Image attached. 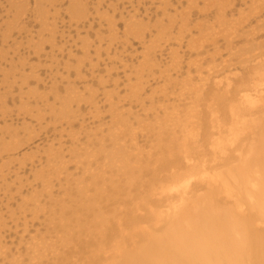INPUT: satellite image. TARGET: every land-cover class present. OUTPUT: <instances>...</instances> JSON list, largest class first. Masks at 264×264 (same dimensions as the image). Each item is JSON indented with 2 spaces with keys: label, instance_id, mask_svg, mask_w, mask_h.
<instances>
[{
  "label": "bare ground",
  "instance_id": "obj_1",
  "mask_svg": "<svg viewBox=\"0 0 264 264\" xmlns=\"http://www.w3.org/2000/svg\"><path fill=\"white\" fill-rule=\"evenodd\" d=\"M204 2L214 8V21L193 26L187 19L175 35L149 36L163 45L174 42L166 62L149 58L146 47L137 66L144 74L136 72L138 81L159 75L164 83L152 90L150 111L142 104V114L126 107L142 94L121 98L105 90L109 121L85 145L79 144L80 131L71 129L72 157L64 155L61 140L45 150L46 162L39 160L33 172L42 188L23 200L47 224L29 240L30 264H264V0ZM159 5L166 14L168 2ZM84 7L82 0L74 13L83 15ZM132 7L131 19L137 14ZM62 23L54 19L50 32L55 35ZM128 26L127 41L133 32L136 38L151 32L145 23ZM187 36L197 58L189 55L182 70L180 48ZM209 43L213 54L204 52ZM71 84L65 91L70 105L52 118L56 123L60 116L59 125L75 114L71 104L87 101ZM18 89L21 102L39 97L47 107L50 93L60 100L55 86L42 95L39 86L23 80ZM97 99L88 101L95 112ZM48 111L34 116L40 126ZM35 158L25 154L19 162ZM16 180L21 191L24 180ZM19 258L3 259L21 264Z\"/></svg>",
  "mask_w": 264,
  "mask_h": 264
},
{
  "label": "rangeland",
  "instance_id": "obj_2",
  "mask_svg": "<svg viewBox=\"0 0 264 264\" xmlns=\"http://www.w3.org/2000/svg\"><path fill=\"white\" fill-rule=\"evenodd\" d=\"M81 1L0 0V264H9L3 258L19 253L21 264H30L31 258L26 254L30 247L29 240L33 236L37 239L45 231L46 217L43 218L41 212L38 213L39 218L32 216L31 207L24 204L23 200L27 199L26 195L33 188H42L39 181L33 180V172L38 170L36 167L39 160L46 162L45 150H48L50 144L55 143L56 149L58 142L55 140H61L65 144L64 155L72 157L70 146L73 141L69 139L68 132L74 129L81 133L78 136L79 144L85 145L92 131L110 119L108 104L103 103L105 90L114 91L121 98L142 94L140 101L136 98L128 99L126 107L130 106L134 112L142 114L143 110L139 107L142 104L150 111L151 103L148 99L152 90L159 86L161 88L164 83L159 75L150 77L148 82L138 81L136 72L139 70L141 78L144 74L137 66L146 47L151 55L149 58H156V62H166L172 56L168 48L174 42L163 45L161 39L154 42L151 41L154 37L149 36L154 35L155 39H159L165 34L175 35L179 33L180 24L187 19H190L193 26L212 21V18L214 21V8L205 6L204 0H196L194 4H191L192 0H166V14L162 11L165 5L160 6L159 0H145L143 3L137 0H85V7L80 9L84 14L78 15L74 12ZM133 4L137 14L136 18L131 19L128 14H133ZM56 18L63 25L60 24L61 27L57 28L54 35L50 30L53 25L51 22ZM112 23L116 24L115 28H109ZM131 23H145L146 27H151V32L136 38L135 33L130 31L133 35L127 41L123 33L129 30L128 25ZM190 40V36H187L180 48L182 70L186 68L189 55L192 56L191 60L197 58L196 53L189 51ZM204 49V52L213 54L210 43L205 44ZM70 53L77 57L69 58ZM207 58L211 59L210 56ZM35 75L39 78H35ZM23 80L32 88L39 86L42 95L48 88L57 87L60 100L54 99L53 93H50L47 107H44L39 97L31 100L25 97L21 102L18 86ZM69 81L87 101L79 103L80 107L76 103L71 104L75 114L69 117V122L66 120L59 125L60 116L56 123L52 118L61 107L70 105L66 103L65 92ZM94 97H99L96 100L99 112H95L88 103ZM158 107L159 104H156L155 109ZM46 110L49 111L42 117L45 121L41 120L40 126L34 116L38 115V111ZM23 127H28L27 133ZM16 134L19 146L14 148L11 140ZM34 134H38V137L35 138ZM32 137V140H27ZM8 144L12 147L10 152ZM30 153H35L34 161L24 159L21 165L19 160ZM13 155L19 159L12 160ZM18 177L25 184L21 191L17 190L20 185L16 180ZM54 193L59 194L57 185ZM25 225L27 233L24 232Z\"/></svg>",
  "mask_w": 264,
  "mask_h": 264
}]
</instances>
